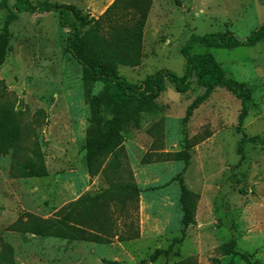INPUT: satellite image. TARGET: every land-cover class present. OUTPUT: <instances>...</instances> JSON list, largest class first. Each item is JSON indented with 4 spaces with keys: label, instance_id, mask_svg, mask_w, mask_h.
I'll return each instance as SVG.
<instances>
[{
    "label": "rangeland",
    "instance_id": "374dc122",
    "mask_svg": "<svg viewBox=\"0 0 264 264\" xmlns=\"http://www.w3.org/2000/svg\"><path fill=\"white\" fill-rule=\"evenodd\" d=\"M31 1L72 4L98 18L115 0ZM2 2L0 31L9 15ZM262 26L264 0H154L142 63L119 71L131 83L162 70L183 76L188 65L183 50L193 37L231 31L246 41ZM10 30L11 51L0 69V103H12L23 124L35 128L47 174L15 176L13 155L0 157V257L8 255L11 264H246L247 256L253 264H264V41L253 47L196 44L192 49L193 55L212 53L226 78L243 85L249 100L242 128V101L227 88H217L184 123L188 108L205 93L196 78L186 94L167 83L158 111L145 115L142 128H124V171L108 176L116 181L132 177L140 187L141 238L101 245L11 229L21 219L26 222L27 215L57 218L83 196L108 189L109 182L107 175L91 178L87 171L89 105L81 67L65 54L70 29L60 27L56 14L24 13ZM102 89L97 83L90 93ZM186 140L195 144L188 164L143 162L150 154L183 150ZM182 184L200 197L196 224L176 247L180 256L150 263L155 250L167 249L182 236ZM232 241L237 254L225 256L221 248Z\"/></svg>",
    "mask_w": 264,
    "mask_h": 264
},
{
    "label": "trees",
    "instance_id": "16d2710c",
    "mask_svg": "<svg viewBox=\"0 0 264 264\" xmlns=\"http://www.w3.org/2000/svg\"><path fill=\"white\" fill-rule=\"evenodd\" d=\"M3 0L2 6L9 15L0 31V69L11 51V26L24 13H53L58 16L61 28L70 29L65 54L81 67L82 79L87 90L89 105V127L86 136V165L91 178L124 171V128L132 124L141 129L145 115L158 111L157 100L171 83L178 93L190 91L193 80L205 89L188 108L184 123L187 124L195 111L205 103L217 88H227L243 104L239 117L242 128L248 116L246 106L249 97L243 85L227 79L225 71L215 56L206 52L193 55L196 44L209 49H233L253 47L264 41V26L254 31L246 41H241L233 32H218L193 37L183 50L187 60V72L179 76L170 70H162L148 76L144 81L131 83L121 76L120 67L136 68L142 63L145 30L154 0H115L106 12L95 18L84 14L77 6L31 0ZM71 17L73 21H71ZM100 83L103 89L92 95V87ZM247 139L243 138V142ZM255 141V139H251ZM195 144L185 141L184 149L175 153L150 154L146 164L161 161H176L188 164ZM243 148H240V152ZM13 155L14 175L21 178H40L47 174L44 154L38 142L35 128L23 124L21 115L10 102L0 103V157ZM110 159V160H108ZM108 176L109 188L97 195H85L69 204L57 218L43 219L27 215V221L19 220L13 231L42 237H56L70 241H86L101 245L115 242L127 243L141 238L140 197L141 189L132 177L129 180H112ZM132 176V174H130ZM116 181V182H115ZM199 195L182 184L181 205L183 208V231L167 249H157L150 257L156 263L161 257L175 254L182 246L188 229L196 224ZM121 220V224L119 221ZM237 243L223 245L225 256L236 255ZM175 256H180L176 252ZM246 264H253L244 256ZM11 264L8 255L0 257V264ZM119 264L118 262H107ZM147 261L140 264H146Z\"/></svg>",
    "mask_w": 264,
    "mask_h": 264
}]
</instances>
